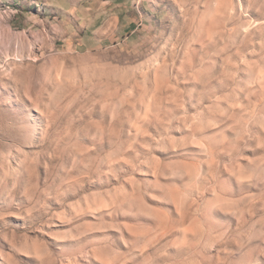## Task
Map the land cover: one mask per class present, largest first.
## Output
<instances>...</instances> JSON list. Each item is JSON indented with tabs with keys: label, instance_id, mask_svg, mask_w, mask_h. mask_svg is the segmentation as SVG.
Wrapping results in <instances>:
<instances>
[{
	"label": "rangeland",
	"instance_id": "1",
	"mask_svg": "<svg viewBox=\"0 0 264 264\" xmlns=\"http://www.w3.org/2000/svg\"><path fill=\"white\" fill-rule=\"evenodd\" d=\"M133 3L0 0V264H264V0Z\"/></svg>",
	"mask_w": 264,
	"mask_h": 264
},
{
	"label": "crops",
	"instance_id": "2",
	"mask_svg": "<svg viewBox=\"0 0 264 264\" xmlns=\"http://www.w3.org/2000/svg\"><path fill=\"white\" fill-rule=\"evenodd\" d=\"M69 8L75 20L65 41H70L76 49L90 50L119 43L142 24L136 22L133 0H70ZM74 33L77 35L73 36Z\"/></svg>",
	"mask_w": 264,
	"mask_h": 264
}]
</instances>
